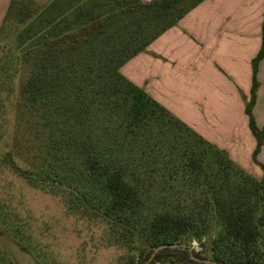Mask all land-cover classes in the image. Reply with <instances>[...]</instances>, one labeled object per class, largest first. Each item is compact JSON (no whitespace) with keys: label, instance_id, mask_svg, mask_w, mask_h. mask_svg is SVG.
Returning <instances> with one entry per match:
<instances>
[{"label":"trees","instance_id":"trees-1","mask_svg":"<svg viewBox=\"0 0 264 264\" xmlns=\"http://www.w3.org/2000/svg\"><path fill=\"white\" fill-rule=\"evenodd\" d=\"M202 1L52 0L38 9L11 0L0 26L1 37L13 18L26 23L0 56V140L10 111L22 116V177L62 197L68 214L103 225L106 241L127 252L115 264H264V127L251 113L264 12L245 105L261 178L120 72ZM8 257L0 249V264Z\"/></svg>","mask_w":264,"mask_h":264},{"label":"crops","instance_id":"crops-1","mask_svg":"<svg viewBox=\"0 0 264 264\" xmlns=\"http://www.w3.org/2000/svg\"><path fill=\"white\" fill-rule=\"evenodd\" d=\"M10 1L0 0V26ZM263 12L264 0H204L120 68L129 81L256 178L263 172L252 161L256 140L245 105ZM255 79L251 113L262 129L264 55ZM256 160L264 166V140Z\"/></svg>","mask_w":264,"mask_h":264},{"label":"rangeland","instance_id":"rangeland-1","mask_svg":"<svg viewBox=\"0 0 264 264\" xmlns=\"http://www.w3.org/2000/svg\"><path fill=\"white\" fill-rule=\"evenodd\" d=\"M29 1L32 8L42 9L52 0ZM14 21L13 18L0 37V56L12 49L26 24ZM8 119L0 140V249H4L11 263L115 264L127 256L123 248L106 241L103 225L68 214L62 197L28 185L22 177L27 156L24 148L16 147L25 136L23 118L10 111ZM8 152L12 161L7 159ZM188 246L190 254L199 251L197 241ZM134 256L137 260V254Z\"/></svg>","mask_w":264,"mask_h":264},{"label":"water","instance_id":"water-1","mask_svg":"<svg viewBox=\"0 0 264 264\" xmlns=\"http://www.w3.org/2000/svg\"><path fill=\"white\" fill-rule=\"evenodd\" d=\"M163 247H165V246H160V247H158V248H156V249H154V251H153V254L157 251V250H159V249H161V248H163ZM171 247L172 248H175V247H177L176 245H171ZM152 254V255H153ZM204 262H211V261H209V260H205ZM212 264H217V263H215V262H211Z\"/></svg>","mask_w":264,"mask_h":264}]
</instances>
